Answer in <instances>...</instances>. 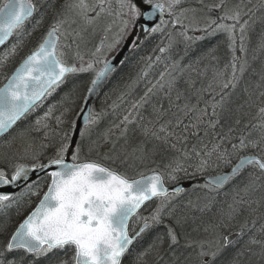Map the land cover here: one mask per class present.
I'll list each match as a JSON object with an SVG mask.
<instances>
[{"label": "trees", "instance_id": "16d2710c", "mask_svg": "<svg viewBox=\"0 0 264 264\" xmlns=\"http://www.w3.org/2000/svg\"><path fill=\"white\" fill-rule=\"evenodd\" d=\"M4 1L6 0H0V6ZM35 2L37 10L33 17L14 32L12 39L0 52V85L20 60L41 43L47 29L57 21H63L62 41H69L75 53L86 52L91 48L105 22L103 17L98 16L95 22L90 23L89 18H85L87 14L83 19L76 9L85 7H81V4L74 7V0H40L42 4H38V0ZM83 4L85 5L84 2ZM176 10H178V19H176L178 23L173 26L166 24L167 26L162 27V31L153 35H143L141 32L138 34L130 56L119 66L113 78L96 97L93 109H96V103H99V98L102 99L101 95L104 94L109 99L108 110L106 109L108 113L103 105L100 110L104 115L101 123L90 133L92 139L97 138L95 148L82 153L86 148L87 138L82 141L81 159L106 162L110 168L129 177L156 170L164 173L165 181L170 183L194 181L201 184L204 176L226 171L242 155L255 154L264 158V117L259 112V109L264 107V46H262L264 45V0H181ZM237 11L240 13L238 23L227 18L221 19ZM91 18L93 17L90 16ZM213 21L215 23H212ZM245 21L247 25L241 33L240 24ZM221 23L235 24L234 50L229 47V35L226 31L218 30L215 36L210 34L216 25ZM94 26L96 28H93ZM205 28L207 31H203ZM91 30L96 34L88 40V37L90 38L88 32ZM181 33L203 39L193 42L186 40ZM242 35L243 53L240 51ZM12 44L16 47L15 53L5 58L8 54L6 51ZM161 48L165 51L161 52ZM233 55L240 58L236 62L237 67L241 61L247 62V70L242 75L237 71L236 75L239 79L235 88L223 89V83L232 76ZM95 62L96 65H101L97 59ZM161 73L164 74L163 78ZM138 77L143 81L151 77L155 82L153 91L147 97H145L147 90L140 92ZM86 78L89 81V77L85 74L73 75L60 85L55 90L57 95L50 102V106H53L50 116L42 119L40 124H37V121L30 124L29 114L43 109L46 99L6 136L0 138V168H3L8 176L12 174L16 164L33 163L32 161L45 163L55 156L61 143H68L65 133L69 137L75 111L80 106L82 94L84 96ZM70 91L71 96H67ZM222 96L225 97L223 108L216 109L219 113L217 117L213 115L212 105L221 102ZM141 97L145 99L141 100ZM123 104L124 109L129 110L128 118L136 116L133 123L125 122L118 115ZM134 105L136 107H133ZM71 112L74 114L71 115ZM202 112L207 114L202 117L201 122L197 118ZM45 113L47 111L42 117ZM114 116L120 118L118 120L123 119L117 125L119 132H112L109 140L102 139V144H99L102 130ZM57 117L62 122L58 123ZM178 119L181 121L179 125H177ZM217 119L219 122L215 127H211L210 121ZM161 125H167V132L173 133L168 136L167 142L164 139H156L151 134L144 135L145 127L159 133ZM159 135L163 137L165 133ZM241 138L248 147L234 149L233 145L239 146ZM250 142H256V146L253 147ZM28 145H31V148L25 152ZM225 152L235 155V159L229 164L217 161V155ZM34 153L39 154L38 161L33 159ZM207 153L211 155H206ZM201 160L208 161V167L202 172L197 170ZM176 163L187 170V175L180 172L179 179L170 181L167 178V173L170 171L168 166L174 167ZM126 168L131 172L125 173L123 169ZM250 172L249 169L245 170L231 185L221 191L227 192L228 195L230 193L228 189L236 188L237 183L242 187ZM258 173L264 178L263 173ZM48 182L47 176L39 178L31 184V187L24 189V193H27L26 200L12 201L10 206L0 208L3 216L0 217V247L7 243L22 219L13 223L19 212L16 207L26 204L25 215H27ZM196 189L197 187L190 189L183 197L176 199L172 204L173 207L168 210L167 220L177 234L178 243L168 247L163 226L157 227L156 231L146 235L139 242V246L134 251L136 253H133L134 255L124 264H199L197 255L199 250L196 249L195 243L200 241L214 243L221 235L239 232L241 224L245 221L250 229L261 231V226L264 225V181L251 187L250 193L247 191L245 194L247 196L244 198L236 197V203L228 204L238 210L234 219L230 221L227 218L229 206L228 211H222L219 203L214 209L211 200L195 205L192 209L188 208L186 206L188 199L201 198ZM222 199L219 198V202ZM257 221L262 224L256 226ZM225 224L227 227H224ZM216 225L220 227L217 228ZM157 236L163 237L159 253H149L137 262L138 255ZM254 236L258 239L256 234ZM190 241L192 242L190 247L183 246L188 245ZM244 243L247 241L241 239L240 244L232 249L239 248ZM246 247L254 251L252 250L254 246ZM72 255L73 252L69 249L66 250L65 255L52 254L49 260H68L71 264ZM12 256L19 259L24 253L16 252L12 253L10 258ZM31 259V256L25 257L23 264H29ZM241 264L246 263L241 261Z\"/></svg>", "mask_w": 264, "mask_h": 264}, {"label": "snow or ice", "instance_id": "6c2138e0", "mask_svg": "<svg viewBox=\"0 0 264 264\" xmlns=\"http://www.w3.org/2000/svg\"><path fill=\"white\" fill-rule=\"evenodd\" d=\"M180 2L181 0H166V3L162 0H140V3H137L136 0H119L121 9L129 17V20L125 21V27L128 23L135 24L142 19L141 28L145 34L149 35L162 31V25L168 23L164 19L165 14L172 16L173 9ZM141 4L145 7H141ZM80 6L86 7L83 0H81ZM36 10L32 0H7L6 3L0 6V44H4L16 30L20 29ZM157 17L159 18L158 23L156 22ZM225 18L238 23L240 13L237 11L233 15L221 19ZM178 22L177 20L172 21L173 24ZM62 24L63 21H57L50 28L39 46L8 77L7 83L0 87V134L7 132L18 120L32 112L44 99L64 84L70 76L92 69L93 65L91 63L87 67L83 64L76 66L64 59L65 53L60 49V36L58 35ZM245 25H247V21L240 24L241 33L244 32ZM234 29L235 24L226 25L221 23L217 24L210 34H214L218 30L226 31L229 35V47L234 50ZM203 31H207V28ZM181 35H184L186 40H192L193 42L203 39V37H189L186 33H181ZM243 39L242 35L241 53L244 52ZM133 43L135 44V41ZM160 51L164 52L165 49L161 48ZM80 59L83 58L80 57ZM239 59V57L233 55L232 76L223 83V89L235 88L239 79L236 75L237 71L242 75L247 70L246 61H241L239 67H237L236 62ZM113 70L112 64L106 62L103 69L97 72L95 78L91 81L88 93H93L103 82V79ZM163 76L164 74L161 73V78ZM152 91L153 89L149 88L145 93V97ZM71 94L70 91L66 95L71 96ZM145 97H141V100H144ZM177 98L179 99V94ZM87 99L88 97H85V100ZM224 99L225 97L222 96L221 102L212 105L214 116H219L216 109L223 108ZM133 107H136V105ZM52 110L53 108L50 107L45 116L37 120V124H40L42 119H47ZM259 112L264 117V107L260 108ZM206 114V112H202L197 120L202 122V117ZM124 120L130 122L127 116ZM57 121L58 123L62 122L59 117H57ZM85 121L86 123L91 122L88 116L85 117ZM180 122L178 119L177 125ZM218 122V119L210 121V126L215 127ZM195 126L193 125V127ZM187 127L186 125L185 128ZM143 133L145 136L151 134L156 139H164L165 142H167L168 136L173 134L167 132V125H161L159 129V133H165L163 137L147 127L144 128ZM83 135L82 131L81 136ZM65 139H70L67 133H65ZM250 143L253 147L256 146V142ZM69 147V143H61L55 156L49 158L47 164L37 162L30 167L25 164H16L10 178L7 172L0 168V187L17 185L20 182L26 184L31 178V173L49 168L54 169L49 173L51 182L48 184V190L44 193L36 209L16 228L7 243L0 247V264H23L27 256L32 257L29 264H38L42 258L46 259L54 250L66 251L69 249L73 252L71 264H122V257L129 250V246L148 230L162 222L163 202L153 210L149 217L142 218L144 222L139 231L135 232L134 235H129L130 218L138 215L141 206L153 198L159 199L168 196V190L164 187V173L153 170L152 175H141L139 179H135L95 160L77 162L80 160V144L76 145L71 156L72 162L69 163L65 159ZM237 147L244 149L248 147V144L241 138L239 146L233 145L234 149ZM30 148L31 145H28L25 152ZM206 155L210 156L211 153ZM33 159L38 161L39 154L34 153ZM217 161L229 164L231 162L230 154L226 152L219 153ZM248 166L257 168L261 173H264V158L255 155L241 156L239 162L231 168L229 173L210 177L206 179L205 184L202 186L222 188ZM168 167L170 171L167 173V178L170 181L179 179L178 174L180 172L187 175V170L179 163H176L174 167L171 165ZM207 167L208 161L201 160L197 170L202 172ZM254 183L255 179L250 181L248 187H252ZM28 187H31V185H28ZM175 191L179 193L183 189L176 188ZM13 198L8 193H0V208L10 206ZM229 209L227 218L230 221L234 219L238 210L232 205H229ZM215 227L218 228L220 225ZM224 227H227V224ZM247 228L248 224L245 221L241 224L239 232L235 234L221 235L214 243L198 242L199 264H217L218 258L230 246L234 245V236L244 235ZM261 231L264 232V225L261 226ZM167 237L170 241V247L178 243L177 234L171 227L168 228ZM162 243L163 237L157 236L138 255L137 262L151 252L159 253ZM248 244H259V254L264 256V240L251 237ZM191 245L192 242L190 241L188 246ZM245 251H251V248L245 247L242 250H237L223 264H241V257L244 256ZM16 252H23L24 256L19 259L14 256L10 258L11 254ZM49 264H69V261L57 259L56 261H50Z\"/></svg>", "mask_w": 264, "mask_h": 264}, {"label": "bare ground", "instance_id": "6f19581e", "mask_svg": "<svg viewBox=\"0 0 264 264\" xmlns=\"http://www.w3.org/2000/svg\"><path fill=\"white\" fill-rule=\"evenodd\" d=\"M116 1V3L115 4H113V6L114 7H118L119 5H120V3H119V0H115ZM7 2V0L6 1H4V3H6ZM44 2V1H43ZM42 2V3H43ZM139 2H140V0H139ZM162 2H165L166 3V0H162ZM3 3V4H4ZM32 3L33 4H35V6H36V2H35V0H32ZM41 2H40V0H38V4H42ZM2 4V5H3ZM1 5V6H2ZM35 13V12H34ZM34 13H33V15H34ZM33 15L30 17V18H28L26 21H25V23L28 21V20H30L32 17H33ZM167 13L165 14V16H164V19L165 20H167V19H169V18H167ZM96 21V19H93V20H90L89 22L90 23H93V22H95ZM24 23V24H25ZM168 24V23H167ZM53 26V25H52ZM51 26V27H52ZM163 26H165V25H162V27ZM51 27H49L48 29H47V31L45 32V35H44V37L47 35V33H48V31L50 30V28ZM103 31V30H102ZM102 31H100L99 32V35L97 36V38H96V40H98V42H97V45L95 46V42H96V40L94 41V43H93V45L91 46V48L88 50V51H86V52H81V53H77L76 54V58L78 59V61L77 62H71L70 60H67L69 63H74L76 66H78V64L79 63H82L84 66H86L85 65V63H84V61H83V59H87V60H89V61H91V62H93L94 63V67H92V68H95L94 70H92V69H89L88 71H86V72H81V73H77V74H75V75H80V74H85V75H87L88 77H89V81H88V78H86V81L84 82V84L86 83V89L84 90V96H83V94H82V98H81V103H80V106H79V108H78V110H76V111H78V113H77V115L75 116L74 115V120H73V125H72V128H71V132H70V135H69V137H70V139H68V143H69V145H70V141H71V137H72V132H73V129H74V126H75V121H76V119H77V117H78V115H79V113L81 112V110H82V107H83V103H84V101H85V97L87 96V93H88V88L91 86V81L95 78V75H96V73L102 68V66L110 59V58H112L115 54H116V52L119 50V48L122 46V44L124 43V41H125V39L129 36V34L130 33H132L133 31H135L136 32V34H135V36L133 37V41H136V39H137V36H138V34L141 32L143 35H149V34H145V32H143V30H142V28H141V25H140V20H138L135 24H133V27L127 32V36L125 37V39L122 41V43H121V45L119 46V48L110 56V57H108L107 59H104L103 61H100L101 62V65H96V62H95V60L97 59L98 61L100 60V57H96L95 58V56L96 55H98L99 53H100V51H101V48H102V46L104 45V43H105V41H106V39L108 38V35H107V33H104V32H102ZM157 33H159V32H157ZM153 34H155V33H153ZM153 34H150V35H153ZM218 34V31H215V33L213 34L214 36L215 35H217ZM14 35V34H13ZM13 35L12 36H10L9 38H8V40L2 45V47L0 48V52L3 50V48L4 47H6V45L9 43V41L12 39V37H13ZM59 36H60V41H59V44H61L63 41H62V35H61V31H60V33L58 34ZM44 37H43V39H44ZM43 39H42V41H43ZM41 41V42H42ZM133 41H132V43H131V45H130V47H129V49H128V53H127V55L125 56V58L119 63V65L108 75V77L106 78V80L104 81V83L102 84V86L100 87V89H99V91L97 92V94L95 95V97H94V99H93V101H92V103H91V106H90V110H91V112H89V119L90 120H92V117H93V114H94V112H96V109L94 110L93 109V103H94V101H95V99H96V97L100 94V92L102 91V89L104 88V86H106L108 83H109V81H110V79L111 78H113L112 76L114 75V73L116 72V70L119 68V66L122 64V63H124V61H126V59L130 56V54H131V50H132V48H133V46H134V43H133ZM101 43V45L99 46V44ZM39 46V45H38ZM37 46V47H38ZM36 47V48H37ZM35 48V49H36ZM34 49V50H35ZM97 49H99V51H97ZM15 50H16V47L12 44L11 46H9L8 47V49H7V51H6V53L8 52V54L5 56V58H8V57H10V56H12V55H14V53H15ZM33 50V51H34ZM33 51H31L30 53H28L27 55H25L21 60H20V62L16 65V67L11 71V73L8 75V77H10V75L16 70V68L19 66V64L28 56V55H30ZM80 57H82L83 59L81 60L80 59ZM73 76V75H72ZM8 77L5 79V81L0 85V87H2V85L7 81V79H8ZM138 79V83H139V87H140V92L142 91V93L143 92H145L146 90L148 91V89L149 88H152L153 86H154V81H152V79H151V77H149L148 78V80H145V81H143L142 79H141V77H138L137 78ZM141 87H144V89H142ZM83 91V90H82ZM57 94L55 93V91L50 95V96H48L47 98H46V100H45V102H46V105L44 106V108L43 109H41V110H39V111H37V112H35V113H31V114H29V115H31L30 117H29V119H30V124L31 123H34V122H36L39 118H41L42 116H43V113L44 112H48L49 111V108L50 107H52L53 108V106H50V102L53 100V98L56 96ZM101 98L103 99L102 101H103V105H104V107H105V110L108 108V97L106 96V95H104V94H102L101 95ZM43 100V101H44ZM101 101V102H102ZM41 104V103H40ZM96 104H98V103H96ZM103 107V106H102ZM102 107L101 108H97V110L101 113V115H100V118L98 119V121H97V123H96V125L92 128V131L101 123V119L103 118V116L104 115H102V112L100 111L101 109H102ZM125 107H124V104H123V106L120 108V111H119V116L121 117V118H125L126 116L128 117V113H129V110H125L124 109ZM108 110V109H107ZM106 110V112L108 113V111ZM75 111V112H76ZM113 112V111H112ZM74 114V112H71V115H73ZM28 115V114H27ZM26 115V116H27ZM115 117V116H114ZM135 115L132 117V118H129V121L131 122V123H133L134 121H135ZM22 119H24V117L23 118H21L20 120H18L12 127H11V129L10 130H8L5 134H2L1 136H0V138H2V137H4V136H6L15 126H17L19 123H20V121L22 120ZM117 119H120V118H117ZM113 120V118H111L110 119V121L108 122V124H107V126H106V128L105 129H103L102 130V137H100V141H99V144H102V142H103V140L102 139H104V131L105 130H107V128L112 124V123H115L116 121L118 122V120H115V121H112ZM119 121H122V120H119ZM110 123V124H109ZM88 124L89 123H86L83 127H82V129L80 130V132H79V134H78V137H77V140H76V143H75V145H74V148L71 150V153L69 154V160L72 162V160H71V156H72V152L73 151H75V148H76V145L77 144H80L81 145V143H82V141H84L85 139H86V136H82V137H80V134H81V132L84 130V128L86 127V126H88ZM113 127V126H112ZM111 127V128H112ZM91 131V132H92ZM90 132V133H91ZM115 132V131H114ZM116 132H117V129H116ZM90 133H89V135H90ZM120 137V136H119ZM106 139V138H105ZM69 149H70V147H69ZM109 150V149H108ZM106 151H107V149H106ZM67 154H68V152H67ZM66 154V155H67ZM228 154H230V160H234L235 159V155L234 154H232V153H228ZM249 155H255V154H249ZM249 155H242V156H249ZM255 156H257V155H255ZM241 157V156H240ZM239 157V158H240ZM259 157V156H258ZM239 158L237 159V160H235L233 163H232V165L226 170V171H222V172H219V173H216V174H212V175H207V176H204L203 177V180H202V183L200 184V183H196V182H194V181H179V182H175V183H170V182H167V181H165V184H164V186L165 187H172V186H174V185H176V184H179V183H186V182H188V183H190V186L188 187V188H185V189H183V191H180L179 193H168V196L166 197V198H168L169 196H179V195H184L187 191H189L190 189H194V188H196L197 187V189L196 190H198L199 191V193H200V197L201 198H199V200L201 201V203H202V201H206V200H211L212 201V203H213V206H214V209L215 208H217V205L220 203L219 202V198L220 199H222V197L224 196V198L227 196L226 195V193L224 192V191H221V190H223L225 187H227L228 185H230L231 183H233L234 181H235V179H237V177L243 172L244 173V171L245 170H247V169H249V170H251V172H250V174L248 175V177H247V179L245 180V183L243 184V187H245V188H251V187H248V185H249V183H250V181H252L253 179H255V183H254V185H256L257 183H259L260 181H264V178H262L261 177V175L258 173V172H260L257 168H254V167H252V166H248L247 168H245L244 170H242L241 171V173H239L237 176H235L232 180H230L228 183H226L222 188H218V189H216V188H206V187H203L202 185H204L205 184V179L206 178H208V177H213V176H216V175H220V174H224V173H228L230 170H231V168L239 161ZM83 161H85L84 159H81L80 158V160L79 161H77V162H83ZM33 163H35L36 161H32ZM48 162V161H47ZM47 162H45V164H47ZM97 162H99V161H97ZM33 163H22V164H25V165H28L29 167L33 164ZM99 163H101L102 165H104V166H106V167H109L108 166V164L106 163V162H99ZM225 164V163H224ZM110 168V167H109ZM124 170V172L125 173H130L131 172V170L129 169V168H126V169H123ZM158 172V171H157ZM151 173H153V171H150V172H147V173H144V174H142V175H144V176H146V175H148V174H151ZM264 174V173H263ZM12 175V174H11ZM11 175H9L8 177L10 178L11 177ZM43 176H47L48 178H49V182H48V184L50 183V177H49V175H47V174H44V175H42V176H40V177H38V178H36L35 180H33V181H31L30 183H28V184H26L22 189H20L18 192H16V193H14V194H12V196L14 197L13 198V200L12 201H21V200H26L27 199V193H24V189H26V187H28V185H31L32 183H34L36 180H38L39 178H41V177H43ZM140 176L141 175H138V176H136V177H130V178H135V179H138V178H140ZM253 185V186H254ZM252 186V187H253ZM48 189V185H47V187L44 189V191H42V192H40L39 193V195H38V199H37V202H36V204H34V206H33V208L30 210V212L27 214V215H25V212H26V210H27V205L26 204H22V206H17L16 207V209L17 210H19V212H18V214H17V216H15V218H14V222L13 223H15L17 220H20L21 218V220H20V223L17 225V227L24 221V219H26L27 217H28V215L35 209V207L37 206V204L40 202V200L42 199V197L44 196V193L46 192V190ZM230 190V188L228 189V191ZM243 191L244 192H247V190L246 189H243ZM224 192V193H223ZM247 193H249V192H247ZM182 195V196H183ZM226 195V196H225ZM231 198V202H233V203H236V201H237V199H236V197L235 198H232V197H230ZM160 199H165V197H161V198H159V199H157V198H154V199H152L151 201H149V202H146L139 210H138V215H134L132 218H131V220H130V222H129V228H128V230H129V235L131 236V235H134L135 234V232H137V231H139V228L142 226V224H143V219L141 218L139 221H138V223H135L134 221L136 220V218H137V216H139V214L141 213V212H143L149 205H151L152 203H154L155 201H157V200H160ZM173 199H178V198H173ZM199 200H197V204H198V201ZM11 201V202H12ZM174 201H176V200H173L172 201V203L170 204V206H172V204L174 203ZM6 203H9V202H6ZM173 207V206H172ZM172 207H169L168 209H167V211L166 212H164L165 213V216H164V218H165V226H164V224H162V225H160V226H163V232H164V234L166 235V238H167V245H168V247H170V241H169V239H168V237H167V231H168V228L169 227H171L170 226V223L168 222V220H167V216H168V210H170ZM163 213V214H164ZM0 217H3L2 216V214L0 213ZM258 224H262V223H260L259 221H257L256 223H255V225L257 226ZM16 227V228H17ZM159 228V226H154L153 228H151L150 230H148L145 234H143L140 238H138L136 241H134L133 242V244L132 245H130L129 246V250L125 253V255L122 257V264H124V262H126L128 259H129V257H132L135 253H134V251L137 249V247L139 246V242L146 236V235H149L151 232H154V231H156L155 229H158ZM16 228L14 229V231L16 230ZM172 228V227H171ZM173 229V228H172ZM13 231V232H14ZM257 230H254L253 228H251L250 229V227L248 226V228H247V230H246V232H245V234L244 235H242V236H234V239H235V243H234V245L233 246H230L224 253H223V255H221L219 258H218V260H217V264H221V263H223V261L225 262L226 260H227V258L228 257H230L231 255H233L237 250H241L242 248H244V247H246V246H249V244H248V241H249V239L251 238V237H255L254 235L257 233V232H261V233H263L264 234V232H262V231H257ZM12 232V233H13ZM256 232V233H255ZM12 233H11V235H12ZM235 233H237V232H234L233 234H235ZM11 235H10V237H11ZM226 235V234H225ZM229 235V234H228ZM9 237V238H10ZM8 238V239H9ZM241 239H245V241H247V243H244L243 244V246H239V248H236V249H232V248H235V247H237L239 244H240V240ZM263 239V238H262ZM258 245V244H257ZM257 245H252V246H257ZM172 246H174V245H172ZM171 246V247H172ZM184 247H188V245H183ZM55 253H62V254H64L65 255V253H66V251H59V250H54L52 253H50L49 255H48V257L45 259V258H42L39 262H41V263H48V262H50V261H54V260H49V256H51L52 254H55ZM134 253V254H133ZM151 253H155L156 254V252L154 251V252H151ZM150 253V254H151ZM154 254V255H155ZM228 255V256H227ZM60 257H62V256H60ZM38 262V263H39ZM158 264V263H157Z\"/></svg>", "mask_w": 264, "mask_h": 264}, {"label": "rangeland", "instance_id": "374dc122", "mask_svg": "<svg viewBox=\"0 0 264 264\" xmlns=\"http://www.w3.org/2000/svg\"><path fill=\"white\" fill-rule=\"evenodd\" d=\"M79 1L80 0H74L73 6L77 7V5H80L81 2H79ZM83 2L85 3L86 7L80 8L81 10L76 9L78 15H80L83 18V16H85L87 14L85 18L88 17L89 18L88 21L96 19L98 16H100V17H103V19L105 21L102 24V30L103 31L102 30L101 31L104 33H107L108 38L106 39L104 45L102 46L100 53L95 56V58L100 57L99 61H103L104 59H107L108 57H110L119 48L122 41L127 36V32L133 27V24L128 23L127 27H125V21L129 20V17L124 14V10L121 9L120 5L118 7L113 6V4L116 3L115 0H103V2H101V0H83ZM101 8H103V10H101ZM90 16H92L93 18L90 19ZM169 17L170 18L167 19L166 21H168V24L173 26L174 24L172 23V21L178 19V10H176V7L173 9V15L169 16ZM61 26L63 27V24ZM93 28H96V27L94 26ZM89 34H90V38L88 37V40H91V38L96 34V32L94 30H91L88 32V35ZM97 42H98V40H96L95 46L97 45ZM60 49L65 53L64 59L70 60L71 62H77L78 61V59L76 58L77 53H75L72 50L71 44L69 41L63 40V42L60 44ZM87 59H83L85 65H86L85 67H87V65L89 63H91L94 67V63L87 60ZM81 64L82 63H79L78 66H80ZM94 69L95 68H92V70H94ZM101 101H102V99L99 98V101H98L99 103L96 104L97 108H101L103 106V103ZM97 108H96V112H94V114H93L91 122L83 130V133H84L83 136H86L87 143H86V148L82 151V153H85L87 151H91L92 150L91 148H95L94 144L97 141V138L92 139V136H90L89 133L92 131V128L96 125V123H97V121L101 115V113L97 110ZM77 113H78V111H76L74 115L76 116ZM117 118L118 117H114L112 121L118 120ZM121 120H123V119H121ZM119 122L120 121L118 120V123L115 126H113L115 123H112L107 128V130L104 131V139L106 138V140H109L111 138L112 132L116 131L117 125L119 124ZM118 132H119V130L117 129V133ZM80 137H82L81 134H80ZM235 187L236 188H231L229 190L230 193L220 201V207L222 206V209H221L222 211H228V209H227L229 206L228 204H230V202L232 201L230 197L235 198V197L240 196L241 198H244L247 195H245L246 192H244L243 189H246L248 192L251 191L250 188H245L243 186L240 187L238 183L236 184ZM182 195L169 196L168 198L155 201L154 203L149 205L143 212H141L139 214V216H137V218L134 222L138 223V221L141 218L149 217L151 215V213L153 212V210L162 202L164 203V208H163V213H164L169 207H171L170 204L172 203V201L176 200L173 198H181V197H183ZM202 202H204V201H202ZM196 203H197V199H193V198L191 200L188 199L186 206L188 208L192 209V208H194L195 205L201 204V201L199 200L198 204H196ZM163 213H162V222L159 225H157L159 227L162 224H164V226H165V222H164L165 221V218H164L165 215ZM256 237L258 238V240H262V238H264V234L261 232H257ZM195 244H196V249L199 250L198 243H195ZM252 248H253L252 250H254V251H249V252L246 251L244 256L241 257V261L243 263H246V264H264V256H261L259 254L260 253V245L258 244L257 246H254ZM256 249H257V252H255ZM231 257H232V255L230 257H228L227 260H229Z\"/></svg>", "mask_w": 264, "mask_h": 264}, {"label": "water", "instance_id": "95a60500", "mask_svg": "<svg viewBox=\"0 0 264 264\" xmlns=\"http://www.w3.org/2000/svg\"><path fill=\"white\" fill-rule=\"evenodd\" d=\"M136 2L137 3H140L139 2V0H136ZM141 7H145L144 5H142L141 4ZM156 22L158 23L159 22V18L157 17L156 18ZM143 23V20L141 19L140 20V25ZM144 32V31H143ZM135 34H136V32L135 31H133L132 33H130L129 34V36L125 39V41H124V43L122 44V46L119 48V50L116 52V54L112 57V58H110L107 62H110L111 64H112V66L114 67V69L119 65V63L125 58V56L127 55V53H128V49H129V47H130V45H131V43H132V41H133V37L135 36ZM8 40V39H7ZM6 40V41H7ZM5 41V42H6ZM2 45L3 44H0V48L2 47ZM101 45V43L99 44V46ZM23 62V61H22ZM21 62V63H22ZM20 63V64H21ZM20 64H19V66H20ZM105 65V64H104ZM104 65L102 66V68L100 69V70H102L103 69V67H104ZM18 66V67H19ZM99 70V71H100ZM98 71V72H99ZM14 73V72H13ZM12 73V74H13ZM111 73V72H110ZM109 73V74H110ZM11 74V75H12ZM108 74V75H109ZM10 75V76H11ZM108 75L103 79V82L100 84V86L99 87H97L96 89H95V91L93 92V93H91V94H89V93H87V96L86 97H88V99L87 100H85L84 101V103H83V107H82V110H81V112L79 113V115H78V117H77V119H76V121H75V126H74V129H73V132H72V137H71V141H70V149H69V151H68V154L65 156V159H66V161L67 162H69V163H71V161L69 160V154L71 153V150L74 148V145H75V143H76V140H77V137H78V134H79V132H80V130L82 129V127L86 124V121H85V117L86 116H88L89 117V110H90V106H91V103H92V101H93V99H94V97H95V95L97 94V92L99 91V89H100V87L102 86V84L104 83V81L106 80V78L108 77ZM7 83V81L2 85V87L5 85ZM11 129V128H10ZM9 129V130H10ZM6 133V132H5ZM5 133H2V134H5ZM2 134H0V136L2 135ZM239 162V161H238ZM237 162V163H238ZM236 163V164H237ZM52 170H54V169H52V168H49V169H45V170H43V171H37V172H33V173H31V178H30V180L26 183V184H28V183H30L31 181H33V180H35L36 178H38V177H40V176H42V175H44V174H47V175H49V173L52 171ZM231 171V170H230ZM229 171V172H230ZM228 172V173H229ZM153 173H151V174H148V175H146V176H149V175H152ZM225 174V173H224ZM220 175H223V174H220ZM217 176V175H216ZM49 177H50V175H49ZM214 177V176H213ZM208 178H210V177H208ZM208 178H206V179H208ZM139 179V178H138ZM206 179H205V181H206ZM50 182H51V177H50ZM25 183H23V182H20V183H18L17 185H10V186H6V187H0V193H8V194H10V195H12V194H14V193H16V192H18L20 189H22L25 185H26ZM190 186V183H188V182H186V183H179V184H176V185H174V186H172V187H165L167 190H168V193H177L176 191H175V189L176 188H182V189H185V188H188ZM48 190V189H47ZM46 190V191H47ZM43 198V197H42ZM154 199V198H153ZM152 200V199H151ZM151 200H149V201H151ZM41 201V200H40ZM149 201H146V202H149ZM145 202V203H146ZM40 203V202H39ZM38 203V204H39ZM144 203V204H145ZM37 204V205H38ZM143 204V205H144ZM142 205V206H143ZM141 206V207H142ZM37 207V206H36ZM36 207H35V209H36ZM34 209V210H35ZM33 210V211H34ZM32 211V212H33ZM31 212V213H32ZM132 218V217H131ZM130 218V219H131Z\"/></svg>", "mask_w": 264, "mask_h": 264}]
</instances>
